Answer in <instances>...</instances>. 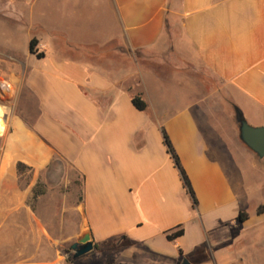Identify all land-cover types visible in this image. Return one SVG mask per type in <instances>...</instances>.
<instances>
[{"label":"crops","instance_id":"crops-1","mask_svg":"<svg viewBox=\"0 0 264 264\" xmlns=\"http://www.w3.org/2000/svg\"><path fill=\"white\" fill-rule=\"evenodd\" d=\"M0 80V264H264V0H0Z\"/></svg>","mask_w":264,"mask_h":264},{"label":"trees","instance_id":"trees-1","mask_svg":"<svg viewBox=\"0 0 264 264\" xmlns=\"http://www.w3.org/2000/svg\"><path fill=\"white\" fill-rule=\"evenodd\" d=\"M30 51L32 54H36L39 58H42L43 57V54L42 53H39L38 52V42L37 40L33 39L30 43ZM132 102L134 104V106L140 110V111H145L147 109V104L146 102L142 99L141 96L137 95V96H134L133 99H132ZM164 138H165V144L167 146V149H168V152L171 154L174 162H175V165L177 167V169L179 170L180 172V175H181V178H182V181H183V184L185 186V188L187 189V191L189 192V194L191 195V197L193 198V202L194 204H196V198H195V194H194V191H193V188H192V185H191V182L189 180V177L187 176L185 170L183 169L181 163H180V160L177 156V154L175 153L174 149H173V146L167 136L166 133H164ZM18 169L20 171L26 169V166L19 163L18 165ZM43 192H41L40 190H36L35 191V195L34 197L36 198L38 195L42 194ZM257 213L259 215H262L264 214V203L262 205H260L257 209ZM249 216L246 212H241L239 217H238V221L240 223H244L248 220ZM184 233L183 229H178L174 232H168L167 233V238L171 241L177 239L178 237L182 236Z\"/></svg>","mask_w":264,"mask_h":264},{"label":"water","instance_id":"water-1","mask_svg":"<svg viewBox=\"0 0 264 264\" xmlns=\"http://www.w3.org/2000/svg\"><path fill=\"white\" fill-rule=\"evenodd\" d=\"M237 120L239 123L241 140L253 150L260 158L264 157V127H252L247 123L241 114H238ZM94 249V243L89 236L80 239L72 245V250L75 251L74 258H79L86 255ZM182 264H191L187 259Z\"/></svg>","mask_w":264,"mask_h":264},{"label":"rangeland","instance_id":"rangeland-1","mask_svg":"<svg viewBox=\"0 0 264 264\" xmlns=\"http://www.w3.org/2000/svg\"><path fill=\"white\" fill-rule=\"evenodd\" d=\"M1 81L2 80H0V108L2 107L4 109V107L9 106L11 103V92L9 90H7V87H5V85L3 84V82L1 83ZM4 130H5V125L3 126L2 122H0V135L3 134ZM250 211H252V213H253L254 208L250 207L247 212L249 213ZM71 226H72V224H71ZM77 241H78V239L71 240L68 249L64 250L65 251L64 253H67L68 261L71 264H75L76 261H79L78 259H84L86 257V255H84V256H81L77 259L74 258L75 251L72 250L71 246L74 243H76ZM78 264H82V263H78Z\"/></svg>","mask_w":264,"mask_h":264},{"label":"built area","instance_id":"built-area-1","mask_svg":"<svg viewBox=\"0 0 264 264\" xmlns=\"http://www.w3.org/2000/svg\"><path fill=\"white\" fill-rule=\"evenodd\" d=\"M6 87L8 86L6 83H3ZM8 88H9V86H8Z\"/></svg>","mask_w":264,"mask_h":264}]
</instances>
